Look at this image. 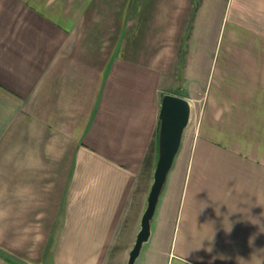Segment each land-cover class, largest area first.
Segmentation results:
<instances>
[{
  "label": "crops",
  "instance_id": "1",
  "mask_svg": "<svg viewBox=\"0 0 264 264\" xmlns=\"http://www.w3.org/2000/svg\"><path fill=\"white\" fill-rule=\"evenodd\" d=\"M165 93L192 116L147 263L264 264V0H0V264H123Z\"/></svg>",
  "mask_w": 264,
  "mask_h": 264
},
{
  "label": "water",
  "instance_id": "2",
  "mask_svg": "<svg viewBox=\"0 0 264 264\" xmlns=\"http://www.w3.org/2000/svg\"><path fill=\"white\" fill-rule=\"evenodd\" d=\"M192 105L183 96L165 93L159 113V136L157 162L153 182L147 197L146 208L142 214L140 229L129 252L127 264H136L142 248L153 232V222L161 196L166 188L169 173L181 148L186 128L190 124Z\"/></svg>",
  "mask_w": 264,
  "mask_h": 264
},
{
  "label": "rangeland",
  "instance_id": "3",
  "mask_svg": "<svg viewBox=\"0 0 264 264\" xmlns=\"http://www.w3.org/2000/svg\"><path fill=\"white\" fill-rule=\"evenodd\" d=\"M203 12H204V21H205L204 24L209 25L211 23L210 22L211 16H213L215 18L218 15V13L220 12V9L215 8V9H213V12H212L211 4L209 5V3H207L205 5V7H204ZM219 31H220V27L219 26L212 27L211 24L208 27L204 26V28L201 29V32L203 34L202 36L205 37V38H206V36H205L206 34H207L208 37H211V35L214 36L213 33H215V32L217 33ZM220 47H221V42H219L217 46H216V43L214 42L213 43V47H212V51L215 52L216 50H220ZM209 51L212 52L210 45H209ZM257 63H258V61H256V65H257ZM210 66H211V63H210ZM214 68H215V66H214ZM209 69L210 68L208 67V70ZM206 74H208V72ZM251 88L248 90V94H251L252 91L255 92L256 97H255V102L254 103H258V86L257 85H253ZM246 101L247 100H244V101L237 100L238 103H243V102H246ZM192 126H193V124H192ZM192 126H190V128L188 130V133L191 131L190 129H191ZM145 208H146V205L144 206V210H145ZM157 212H158V208H157ZM157 212H156V214H157ZM155 220H156V216H155V219H154V222H153V230H154V226H155ZM139 229H140V225H139ZM133 231L136 232L135 229H133ZM134 242H135V237L133 238V242H132L131 248L133 247ZM152 246H153V242H151V241H148L147 243L144 244V246L142 248V251H141V254H140L139 258L136 261V264H142L143 261H144L143 264H148L147 260H149V258L152 255V253H151V247ZM118 257H119L118 254L112 255V264H118ZM128 257H129V254L124 255L123 264H126V262L128 260Z\"/></svg>",
  "mask_w": 264,
  "mask_h": 264
}]
</instances>
